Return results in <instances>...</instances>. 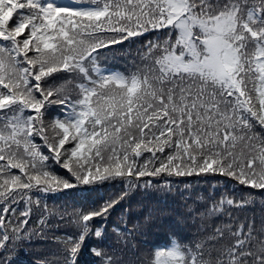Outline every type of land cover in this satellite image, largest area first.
I'll list each match as a JSON object with an SVG mask.
<instances>
[{"label": "snow or ice", "instance_id": "snow-or-ice-1", "mask_svg": "<svg viewBox=\"0 0 264 264\" xmlns=\"http://www.w3.org/2000/svg\"><path fill=\"white\" fill-rule=\"evenodd\" d=\"M181 185L190 234L138 251L132 193ZM258 197L264 0H0V264L45 230L58 264H264Z\"/></svg>", "mask_w": 264, "mask_h": 264}, {"label": "trees", "instance_id": "trees-1", "mask_svg": "<svg viewBox=\"0 0 264 264\" xmlns=\"http://www.w3.org/2000/svg\"><path fill=\"white\" fill-rule=\"evenodd\" d=\"M175 179L193 180L195 178ZM195 189L203 192L205 190H210V186L207 184H199L195 186ZM191 191H193V189L186 190L184 186L181 185L178 189L177 187H173L171 191L148 189L147 191L138 190L132 193L127 206L126 219L130 218L132 223H136L142 221L143 217L149 212L153 214V220L144 227L143 235H138L136 237L138 251H145V246L154 251V245L170 244L173 233L176 234L177 239L190 234L192 224L185 219L186 213L184 205L186 201L182 194ZM47 205L50 210L56 212L62 210L63 207L62 201L48 200ZM262 207H264V205H261L258 197L252 205L248 206V215H255L258 222ZM49 219H56V217H49ZM118 220L119 213L117 217L113 218V223L118 222ZM129 227H131V224ZM63 231L64 229L62 228L57 234H62ZM30 245L31 246L26 249L27 255L22 251L19 256L20 259L25 261V264H33L39 260L58 263V246L55 242L53 233L45 230L43 236H33Z\"/></svg>", "mask_w": 264, "mask_h": 264}]
</instances>
